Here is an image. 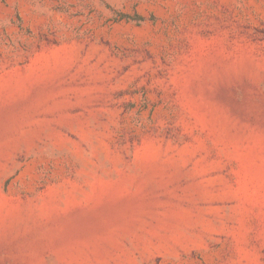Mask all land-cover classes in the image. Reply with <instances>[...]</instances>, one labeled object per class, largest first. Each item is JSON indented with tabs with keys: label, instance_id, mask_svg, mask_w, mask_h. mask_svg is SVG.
Segmentation results:
<instances>
[{
	"label": "rangeland",
	"instance_id": "374dc122",
	"mask_svg": "<svg viewBox=\"0 0 264 264\" xmlns=\"http://www.w3.org/2000/svg\"><path fill=\"white\" fill-rule=\"evenodd\" d=\"M0 264H264V0H0Z\"/></svg>",
	"mask_w": 264,
	"mask_h": 264
}]
</instances>
